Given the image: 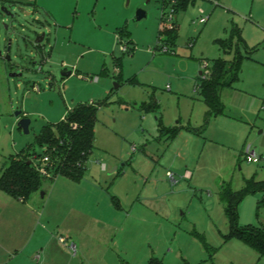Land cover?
I'll list each match as a JSON object with an SVG mask.
<instances>
[{
	"label": "rangeland",
	"instance_id": "1",
	"mask_svg": "<svg viewBox=\"0 0 264 264\" xmlns=\"http://www.w3.org/2000/svg\"><path fill=\"white\" fill-rule=\"evenodd\" d=\"M2 7L14 17L0 11V162L27 146L40 155L43 126L78 105L97 107L82 179H44L41 205L25 204L49 239L57 232L76 243L71 257L56 239L62 264H264L230 236L219 195L223 186L235 192L264 181V161L249 164L244 155L249 147L264 159V0L187 3L175 14L167 52L159 41L167 0H0ZM137 11L145 13L140 20ZM217 40L232 50L223 54ZM234 57L242 58L238 81L221 92L223 114L208 118L197 91L201 64ZM21 118L30 121L28 134L17 127ZM64 183L75 190L61 193ZM135 190L154 215L127 222L118 204ZM262 200V191L242 198L240 227L264 230Z\"/></svg>",
	"mask_w": 264,
	"mask_h": 264
},
{
	"label": "trees",
	"instance_id": "2",
	"mask_svg": "<svg viewBox=\"0 0 264 264\" xmlns=\"http://www.w3.org/2000/svg\"><path fill=\"white\" fill-rule=\"evenodd\" d=\"M170 2L174 14L185 9L187 3L194 0H167ZM162 19V18H161ZM177 34V27L172 24L170 29L159 31L161 49L173 44ZM216 44L223 54L232 50V43L228 40H217ZM167 48V47H166ZM241 57L231 60L218 58L209 66V75L205 78L199 76L197 91L201 94L207 108V117L222 115L224 107L221 103L220 93L223 89L231 88L238 81L241 68ZM97 107L95 105H78L69 110L64 119L58 124H49L41 128L35 137L36 145L43 148V152L36 154L31 146H27L17 156H10L0 170V190L10 197L26 201L30 196L41 189L42 180L35 169V161L48 156L52 164L50 170L53 180L64 176L74 182H79L84 174V165L93 150L94 126L96 123ZM71 125H76L73 129ZM30 161V164L27 162ZM262 191L264 181H247L240 191H232L223 186L220 189V201L224 214L230 226V236L237 238L264 256V230L252 226L240 227L238 225L237 207L242 198L248 194ZM264 204L262 200L258 208ZM147 264H163L158 259L151 258ZM185 264V263H181Z\"/></svg>",
	"mask_w": 264,
	"mask_h": 264
},
{
	"label": "crops",
	"instance_id": "3",
	"mask_svg": "<svg viewBox=\"0 0 264 264\" xmlns=\"http://www.w3.org/2000/svg\"><path fill=\"white\" fill-rule=\"evenodd\" d=\"M6 162L7 160H2L0 162V170ZM168 172L171 173L170 171H166V177ZM189 175L190 172L186 171L183 174V177L187 178ZM66 179L72 184H78V182H74L68 178ZM139 181L146 183L147 179L141 181V178L139 177ZM57 184L51 189L50 198L52 194H55L56 189L58 188ZM61 186L64 187L62 188V191H60L61 193H68L75 190L74 185H67L64 183ZM40 190H43L44 192L43 196L39 197V199L35 198L34 193L28 200L23 202L10 197L8 194L0 190V264H35L33 261L34 252L40 253L43 263H64L61 261V258L58 257L59 255L57 256L56 254V251H59L60 253L63 252L62 249L57 247L58 245L55 242L58 235L57 232L54 233V236L52 234V239H49L50 235H48L40 225L32 226L35 210H32L34 209L32 204L25 205L28 202H33V204L40 206V198L42 199L46 196L45 189L41 187ZM136 191L137 190L126 196L124 207L123 205L119 206L118 204L122 216L127 222L148 218L153 214L152 211L147 209L143 200H139ZM116 200L119 199L116 198ZM17 226H19L18 230L15 228ZM23 228L26 229L25 232H22Z\"/></svg>",
	"mask_w": 264,
	"mask_h": 264
},
{
	"label": "built area",
	"instance_id": "4",
	"mask_svg": "<svg viewBox=\"0 0 264 264\" xmlns=\"http://www.w3.org/2000/svg\"><path fill=\"white\" fill-rule=\"evenodd\" d=\"M199 14L201 15V17L198 19V24H200V25L205 24L206 21H207V18L202 17L204 12L202 10H199ZM161 18L163 20V23L165 22L164 23L165 26L162 28V30L170 29L172 27V22L175 19V14H174L173 9L170 8V10L168 12H166V13L163 11ZM123 50H125V49L123 48ZM162 51L163 52H167V48L163 47ZM201 65L203 66L204 71L200 72L199 76L201 78H205V77H207L209 75V65L207 63H205V62L202 63ZM33 89L38 91V87H33ZM71 127L73 129H75L76 125H71ZM132 149H134V148H132ZM244 155H245V161L247 163H249V164H259V163L264 161L263 158L259 157L249 147L246 148V150L244 152ZM35 169L37 170V172L39 173V175L41 177H44L46 179H50L52 177V174L50 172V170L52 169V164H51L50 159H49L48 156H44V157H42L40 159H37L35 161ZM103 169H105L104 166H103ZM167 177L169 178V180L171 181L172 184L176 183V181L173 178L172 173L168 172L167 173ZM57 240H58V242L60 244H62L67 249V251L69 252L71 257H75L76 256V254H77V245H76V243L73 240H71V238L60 236V237H58ZM33 261H34L35 264H44L42 259H41L40 253H36V254L33 255Z\"/></svg>",
	"mask_w": 264,
	"mask_h": 264
},
{
	"label": "water",
	"instance_id": "5",
	"mask_svg": "<svg viewBox=\"0 0 264 264\" xmlns=\"http://www.w3.org/2000/svg\"><path fill=\"white\" fill-rule=\"evenodd\" d=\"M147 2H149L150 0H146ZM1 13L7 17L13 18L14 14L11 13L10 11H8L6 8L2 7L0 9ZM18 11L24 13L25 15H28V13L24 12L22 8H18ZM145 16V13L143 11H137L136 13V18L137 20L142 19ZM5 29H7V26L4 25ZM45 38V33H42L41 35H39L38 37H36L35 41H34V45L37 47L38 45H40L42 43V41ZM11 46H12V40L8 39L7 40V44H6V50L7 52H9L11 50ZM7 60H9V56L6 57ZM200 74V73H199ZM71 73H64L63 76H70ZM11 77L14 76H20V74L16 75V74H12L10 75ZM17 117L21 116V113L17 112L15 114ZM29 125H30V121L26 118H21L18 123H17V127L19 129H21L23 131V133L28 134L29 133ZM27 164H30V161L27 162ZM116 169H114L113 171H115ZM41 196H43V193H41Z\"/></svg>",
	"mask_w": 264,
	"mask_h": 264
}]
</instances>
